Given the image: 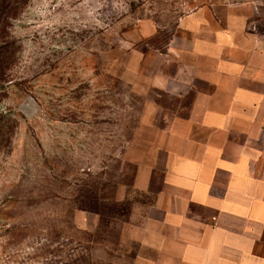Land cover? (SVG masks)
I'll return each mask as SVG.
<instances>
[{
    "label": "rangeland",
    "instance_id": "obj_1",
    "mask_svg": "<svg viewBox=\"0 0 264 264\" xmlns=\"http://www.w3.org/2000/svg\"><path fill=\"white\" fill-rule=\"evenodd\" d=\"M181 2L0 0L15 53L0 88V264H125L131 160L150 135L146 98L164 102L151 78Z\"/></svg>",
    "mask_w": 264,
    "mask_h": 264
},
{
    "label": "crops",
    "instance_id": "obj_2",
    "mask_svg": "<svg viewBox=\"0 0 264 264\" xmlns=\"http://www.w3.org/2000/svg\"><path fill=\"white\" fill-rule=\"evenodd\" d=\"M191 3L193 5H191ZM132 158L125 264H264V7L182 0ZM149 109V108H147ZM124 198L128 197V190Z\"/></svg>",
    "mask_w": 264,
    "mask_h": 264
},
{
    "label": "trees",
    "instance_id": "obj_3",
    "mask_svg": "<svg viewBox=\"0 0 264 264\" xmlns=\"http://www.w3.org/2000/svg\"><path fill=\"white\" fill-rule=\"evenodd\" d=\"M10 45L13 46V44L8 41H4V43L0 45V88L2 89L9 78L7 70L11 66L15 54L13 52L14 49L9 50ZM1 132L2 129L0 127V133Z\"/></svg>",
    "mask_w": 264,
    "mask_h": 264
}]
</instances>
